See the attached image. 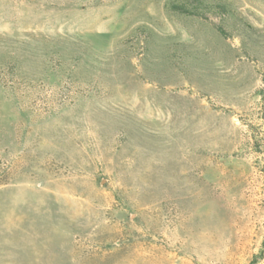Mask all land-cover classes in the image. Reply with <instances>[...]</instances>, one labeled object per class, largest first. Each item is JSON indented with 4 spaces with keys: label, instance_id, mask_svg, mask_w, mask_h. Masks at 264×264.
Returning a JSON list of instances; mask_svg holds the SVG:
<instances>
[{
    "label": "rangeland",
    "instance_id": "rangeland-1",
    "mask_svg": "<svg viewBox=\"0 0 264 264\" xmlns=\"http://www.w3.org/2000/svg\"><path fill=\"white\" fill-rule=\"evenodd\" d=\"M252 261L264 0H0V264Z\"/></svg>",
    "mask_w": 264,
    "mask_h": 264
},
{
    "label": "trees",
    "instance_id": "trees-1",
    "mask_svg": "<svg viewBox=\"0 0 264 264\" xmlns=\"http://www.w3.org/2000/svg\"><path fill=\"white\" fill-rule=\"evenodd\" d=\"M184 9V8H183ZM251 264H254V262L252 261Z\"/></svg>",
    "mask_w": 264,
    "mask_h": 264
}]
</instances>
